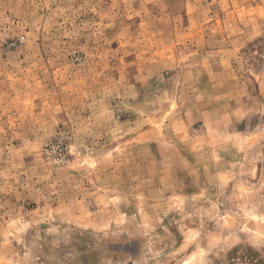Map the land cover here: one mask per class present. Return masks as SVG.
I'll list each match as a JSON object with an SVG mask.
<instances>
[{
    "label": "rangeland",
    "instance_id": "1",
    "mask_svg": "<svg viewBox=\"0 0 264 264\" xmlns=\"http://www.w3.org/2000/svg\"><path fill=\"white\" fill-rule=\"evenodd\" d=\"M0 264H264V0H0Z\"/></svg>",
    "mask_w": 264,
    "mask_h": 264
}]
</instances>
